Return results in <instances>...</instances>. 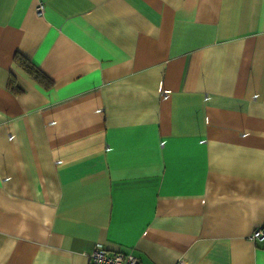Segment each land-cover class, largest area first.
Listing matches in <instances>:
<instances>
[{
  "label": "crops",
  "instance_id": "crops-1",
  "mask_svg": "<svg viewBox=\"0 0 264 264\" xmlns=\"http://www.w3.org/2000/svg\"><path fill=\"white\" fill-rule=\"evenodd\" d=\"M257 227L264 0H0V264H264Z\"/></svg>",
  "mask_w": 264,
  "mask_h": 264
},
{
  "label": "built area",
  "instance_id": "built-area-1",
  "mask_svg": "<svg viewBox=\"0 0 264 264\" xmlns=\"http://www.w3.org/2000/svg\"><path fill=\"white\" fill-rule=\"evenodd\" d=\"M41 11V6L37 7ZM252 240L264 239V227L255 228L249 235ZM89 264H142L141 260L130 252L121 250L106 251L105 248L97 244L91 252L87 254ZM174 264H186L182 258L177 259Z\"/></svg>",
  "mask_w": 264,
  "mask_h": 264
},
{
  "label": "trees",
  "instance_id": "trees-1",
  "mask_svg": "<svg viewBox=\"0 0 264 264\" xmlns=\"http://www.w3.org/2000/svg\"><path fill=\"white\" fill-rule=\"evenodd\" d=\"M14 61L35 81L38 83L48 86L51 84V80L38 68H36L26 57L22 54L15 52L13 55Z\"/></svg>",
  "mask_w": 264,
  "mask_h": 264
}]
</instances>
